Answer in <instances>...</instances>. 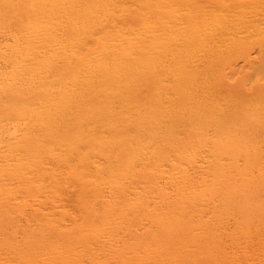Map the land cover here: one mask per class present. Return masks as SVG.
<instances>
[{"label":"bare ground","instance_id":"1","mask_svg":"<svg viewBox=\"0 0 264 264\" xmlns=\"http://www.w3.org/2000/svg\"><path fill=\"white\" fill-rule=\"evenodd\" d=\"M0 264H264V0H0Z\"/></svg>","mask_w":264,"mask_h":264}]
</instances>
